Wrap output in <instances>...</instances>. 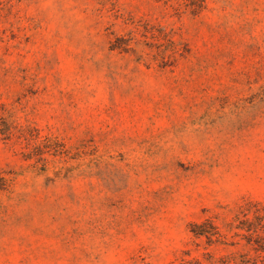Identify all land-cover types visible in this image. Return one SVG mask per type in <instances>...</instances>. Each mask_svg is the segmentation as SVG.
<instances>
[{
    "label": "rangeland",
    "instance_id": "obj_1",
    "mask_svg": "<svg viewBox=\"0 0 264 264\" xmlns=\"http://www.w3.org/2000/svg\"><path fill=\"white\" fill-rule=\"evenodd\" d=\"M181 1L0 0V264H243L264 0Z\"/></svg>",
    "mask_w": 264,
    "mask_h": 264
},
{
    "label": "trees",
    "instance_id": "obj_2",
    "mask_svg": "<svg viewBox=\"0 0 264 264\" xmlns=\"http://www.w3.org/2000/svg\"><path fill=\"white\" fill-rule=\"evenodd\" d=\"M202 6L203 0H183L178 2L179 9L184 8L190 10L192 14H197ZM8 188V180L0 178V192L7 191ZM205 225L209 224L193 226V233L196 237L207 236L209 234ZM236 229L239 230V235L246 241V246L249 249V253L242 256L241 262L243 264H264V213L261 210H256L252 216L245 214L243 219L238 218ZM208 238L210 239V237ZM180 264L205 263L194 259L187 262L184 261Z\"/></svg>",
    "mask_w": 264,
    "mask_h": 264
}]
</instances>
